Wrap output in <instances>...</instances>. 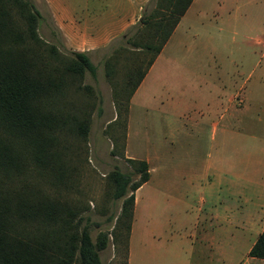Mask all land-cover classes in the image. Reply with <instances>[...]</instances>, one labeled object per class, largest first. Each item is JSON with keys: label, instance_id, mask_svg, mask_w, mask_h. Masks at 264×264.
Segmentation results:
<instances>
[{"label": "rangeland", "instance_id": "1", "mask_svg": "<svg viewBox=\"0 0 264 264\" xmlns=\"http://www.w3.org/2000/svg\"><path fill=\"white\" fill-rule=\"evenodd\" d=\"M31 1L41 14L40 36L65 55L87 52L96 66L95 78L89 72L83 78L95 96L75 192L87 209L83 215L92 238L109 233L100 251L103 264H127L129 236L124 224H116L122 199L106 195L105 179L116 166L137 179L128 158L145 160L150 172L133 192L131 264H182L178 248L159 253L150 236L189 229L194 209L184 210L186 204L174 197L194 194L191 183L197 178H209L216 207H238L244 192L264 197V0H193L131 104L127 92L114 98L104 61L117 47L127 49L116 63L115 78L123 84V63L136 51L127 39L158 0H133L134 9L120 3L113 11L118 25L98 18L101 10H86L89 0H53L60 13L61 7L75 10L72 35L58 28L63 16L57 19L51 0ZM150 55L141 53L139 62ZM192 120L199 125L193 127ZM166 236L168 244L189 242L179 233L175 239Z\"/></svg>", "mask_w": 264, "mask_h": 264}, {"label": "trees", "instance_id": "2", "mask_svg": "<svg viewBox=\"0 0 264 264\" xmlns=\"http://www.w3.org/2000/svg\"><path fill=\"white\" fill-rule=\"evenodd\" d=\"M192 1L158 0L141 18L127 39L136 51L123 63V84L115 78L116 63L127 49L107 56L114 98L133 94ZM40 18L31 0H0V264H103L109 233L92 238L84 201L76 196L95 96L83 78L86 72L95 78L96 66L87 52L65 55L46 42ZM143 52L151 55L139 62ZM128 161L138 178L116 166L105 186L107 196L122 199L116 224L129 236L133 192L150 172L145 160ZM248 254L264 258V228Z\"/></svg>", "mask_w": 264, "mask_h": 264}, {"label": "crops", "instance_id": "3", "mask_svg": "<svg viewBox=\"0 0 264 264\" xmlns=\"http://www.w3.org/2000/svg\"><path fill=\"white\" fill-rule=\"evenodd\" d=\"M51 1L55 10L54 15H56L57 19L61 15L63 16V24L59 25L58 28L63 30L64 33L74 34L75 31L73 29L76 28L75 22L78 21L74 18L75 10L73 11L71 6H66L65 8L61 7L62 13H60L58 11L60 7L55 6L54 1ZM120 3H123L125 6L131 4L132 9H134L133 0H89L87 5H90L86 10H101L100 12L103 14L100 13L98 18L111 21V25H118L120 19L114 15L113 11L118 10ZM80 10H83V8H80ZM171 38L172 35L170 36ZM169 40L166 44L169 43ZM162 52L163 48L133 92L130 104L133 98L143 89L147 77L154 70ZM178 102V100L174 101V103L169 100L167 101L170 105H177ZM192 122L193 127L199 125L197 120H192ZM214 127L216 128V122L212 123L211 133L214 131ZM198 179L191 183L192 189L195 190L194 194L192 192L191 194L181 193L174 197L175 202L186 204L184 210L194 209L192 224L185 231L177 230L173 232V235L172 233H168L171 239L178 237L179 233L180 239L183 242H186V240L189 242L168 244L166 230H160L156 236L153 232L150 236L151 241L157 243H154V245H157L154 249L160 253L162 251L168 252L170 248H178L175 256L182 258V264H264V258H256L248 254L264 228V197H257V195L252 197L244 192L240 196L238 207L232 208L226 204L216 207L214 196L209 193V188L212 186V183L208 181L209 178L206 181L200 179V182H198ZM133 233L134 225L132 223L129 235L127 264H131L135 259V252L132 247ZM185 245H188V247L182 249V246ZM234 254L237 255L236 258L233 257Z\"/></svg>", "mask_w": 264, "mask_h": 264}]
</instances>
